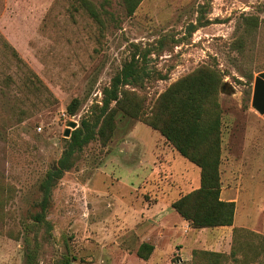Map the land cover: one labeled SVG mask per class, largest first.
<instances>
[{"label": "rangeland", "instance_id": "1", "mask_svg": "<svg viewBox=\"0 0 264 264\" xmlns=\"http://www.w3.org/2000/svg\"><path fill=\"white\" fill-rule=\"evenodd\" d=\"M89 1L103 26L75 0H0V180L14 189L0 220V264H24L25 240L33 245L34 238L39 264H195V249L230 252L224 230L193 234L186 226V241L168 244L159 230L167 226L154 224L147 234L158 248L146 260L137 255L139 202L179 186L192 164L175 154L165 167L155 152L169 145L165 139L122 114L106 144L95 139L78 151L52 189L47 222L34 224L39 184L68 144V122L80 127L91 117L103 89L134 57L140 77L125 88L147 112L173 81L202 64L224 74L232 91L218 96L222 186L239 195V227L264 235V117L251 106L254 77L264 71V0H142L131 16L123 0ZM249 15L260 19L252 36ZM153 163H162L156 172ZM259 262L264 255L252 263Z\"/></svg>", "mask_w": 264, "mask_h": 264}, {"label": "trees", "instance_id": "2", "mask_svg": "<svg viewBox=\"0 0 264 264\" xmlns=\"http://www.w3.org/2000/svg\"><path fill=\"white\" fill-rule=\"evenodd\" d=\"M80 7L101 26L103 19L98 8L89 0H75ZM108 2V0H105ZM142 0H123L128 16L135 13ZM247 36L259 28L258 16L245 17ZM194 25L191 24L192 28ZM15 53V51H14ZM139 62L135 57L125 62L108 86L103 89L102 105L71 132L66 148L57 163L45 174L39 184L41 198L37 205L40 211L34 216V224L46 223L45 213L50 206L51 192L63 177L65 171L73 168L78 151L91 141L98 139L106 144L115 128L119 114L133 120H140L157 131L173 151L200 170V185L180 194L171 204L172 208L193 229L233 226L236 203L220 198L222 187V111L218 100L224 74L208 64H202L173 81L155 100L150 111H144V101L133 90L125 87L139 80ZM252 76V75H251ZM250 75L248 79L252 78ZM26 86L38 90L37 84L26 77ZM39 82V79H37ZM79 105L75 98L67 107L74 114ZM14 189L0 180V220L5 204L11 200ZM33 245L26 239L24 264H39V244L34 238ZM154 246L142 242L137 255L146 260ZM241 255L238 257V255ZM264 255V235L243 227H233L232 245L228 254L216 251H192L195 264H253ZM68 258L61 264H69ZM258 264H263L259 262Z\"/></svg>", "mask_w": 264, "mask_h": 264}, {"label": "crops", "instance_id": "3", "mask_svg": "<svg viewBox=\"0 0 264 264\" xmlns=\"http://www.w3.org/2000/svg\"><path fill=\"white\" fill-rule=\"evenodd\" d=\"M154 149V147H153ZM156 149V148H155ZM158 153V156L162 157V163L165 167H169L173 164L172 161L175 160V154H178L176 151H173L172 148L168 145L163 146L162 149L160 147L155 150ZM181 156V155H180ZM161 163V164H162ZM154 164V163H153ZM160 163H156L153 165V171L156 172L160 169ZM192 164V163H191ZM197 168V169H195ZM169 169V168H168ZM170 171V170H169ZM184 173L181 175V179L179 180V186H181L182 191H190L194 188H198L200 185V170L195 165L185 166ZM167 175H170L167 172ZM178 185L169 186L167 190L162 189L154 201H140L138 208V231L139 236H141V242L150 243L154 246L155 249L158 248V244L155 243V240L151 241L150 235L147 234L148 231H151V227L154 224L167 226L164 228H159L160 232H162V236L164 233L167 234L166 238L168 240V244H171L172 241L177 242V244H182L186 241L185 235H180L184 232V228L188 226L190 230H192L193 234L196 229L191 228L188 223L172 208V202L180 195ZM135 188H139L136 186ZM165 190V191H164ZM238 196L237 193H228L225 191L224 187H221L220 198L225 201H235L236 203V211L238 205ZM234 226H243L240 223H236V213L234 219L233 226H224V227H216L212 230L226 231L229 236H232V230ZM210 230V228H202L201 230ZM188 231V230H187ZM164 232V233H163ZM188 232H186L187 234ZM183 237H180V236Z\"/></svg>", "mask_w": 264, "mask_h": 264}, {"label": "water", "instance_id": "4", "mask_svg": "<svg viewBox=\"0 0 264 264\" xmlns=\"http://www.w3.org/2000/svg\"><path fill=\"white\" fill-rule=\"evenodd\" d=\"M231 91L232 87L227 82H224L220 87V93H229ZM251 106L264 117V71L259 72L254 77ZM76 127L77 123L75 121H69L64 131V136H70L71 129Z\"/></svg>", "mask_w": 264, "mask_h": 264}]
</instances>
